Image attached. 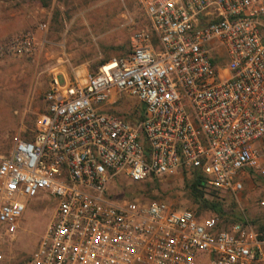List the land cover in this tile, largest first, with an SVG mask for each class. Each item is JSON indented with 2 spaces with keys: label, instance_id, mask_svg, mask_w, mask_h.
<instances>
[{
  "label": "built area",
  "instance_id": "1",
  "mask_svg": "<svg viewBox=\"0 0 264 264\" xmlns=\"http://www.w3.org/2000/svg\"><path fill=\"white\" fill-rule=\"evenodd\" d=\"M136 1L150 27L131 51L54 74L31 132L0 153V230L13 236L29 201L52 196L26 264H264V227L240 206L245 183L264 176V0ZM44 41L20 31L0 58H33ZM129 98L141 117L111 108ZM178 171L231 196L241 219L111 188Z\"/></svg>",
  "mask_w": 264,
  "mask_h": 264
},
{
  "label": "rangeland",
  "instance_id": "2",
  "mask_svg": "<svg viewBox=\"0 0 264 264\" xmlns=\"http://www.w3.org/2000/svg\"><path fill=\"white\" fill-rule=\"evenodd\" d=\"M46 2L45 12L30 10L31 0H0V41L26 29L34 30L38 37L46 40L33 58H0V153L3 154L8 153L19 131L31 132L35 119L44 111V94L53 74L73 76L93 72L103 59L130 52V36L136 30L150 27L136 0ZM43 22L47 24L46 30L39 29ZM262 33L264 36V29ZM124 102L123 106L111 108L125 116H130L128 111L134 108L140 109L134 98ZM188 177L185 171H178L138 183L120 178L111 188L121 198L138 197L143 201L163 198L175 206L197 210L198 205L185 188ZM212 197L221 202L229 216L240 212L231 196L217 193ZM262 198L264 176H252L245 183L240 206L250 217H261L264 208H259L256 202ZM53 201L52 196L29 201L17 232L7 236L0 230V264H26L53 216ZM229 216L226 218L231 220Z\"/></svg>",
  "mask_w": 264,
  "mask_h": 264
},
{
  "label": "trees",
  "instance_id": "3",
  "mask_svg": "<svg viewBox=\"0 0 264 264\" xmlns=\"http://www.w3.org/2000/svg\"><path fill=\"white\" fill-rule=\"evenodd\" d=\"M38 1L41 3V5L47 6L46 0H38ZM103 62H105V59H103L100 63L102 64ZM94 68L97 69L96 67ZM138 110L140 112L139 115H137V117H141L142 107L140 106V109ZM128 117L131 120H133L131 115ZM185 188L190 198L194 201L196 205H198V209L196 210L197 213H200L203 210L216 212L224 219L226 223L241 219L240 212H238V215L235 213H231L230 214L231 216H229L227 212L224 211V209L221 206V202L212 197L215 196L217 192L211 188L204 186L202 184V177L198 173L194 172L191 176L188 177V180L185 181ZM125 196L129 197L128 195ZM209 196H211V198ZM227 216L231 217V220H228L226 218ZM253 221L256 222L258 227H264V215H262L261 217L253 218Z\"/></svg>",
  "mask_w": 264,
  "mask_h": 264
},
{
  "label": "crops",
  "instance_id": "4",
  "mask_svg": "<svg viewBox=\"0 0 264 264\" xmlns=\"http://www.w3.org/2000/svg\"><path fill=\"white\" fill-rule=\"evenodd\" d=\"M32 1V4H30V10L31 9H36V10H39V11H45L46 12V9H47V7L46 6H43V5H41V3L39 2V1H37V0H31ZM52 2H54V0H51V4H52ZM29 8H27V10L29 9ZM47 14H48V11H47ZM49 15V14H48ZM131 51V50H130ZM129 53V52H128ZM128 53H125V54H123V55H126V54H128ZM123 55H121V56H123ZM114 57V56H113ZM111 58V57H110ZM109 59V58H108ZM107 59V60H108ZM54 75V74H53Z\"/></svg>",
  "mask_w": 264,
  "mask_h": 264
}]
</instances>
